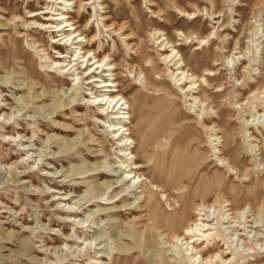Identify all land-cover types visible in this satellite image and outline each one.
<instances>
[{
  "label": "rangeland",
  "instance_id": "rangeland-1",
  "mask_svg": "<svg viewBox=\"0 0 264 264\" xmlns=\"http://www.w3.org/2000/svg\"><path fill=\"white\" fill-rule=\"evenodd\" d=\"M103 3L106 9H99L97 14L107 11L105 15L112 17L109 23L131 25L125 28L124 35L112 36L100 21L101 33L93 48L109 52L112 46H118L115 62L120 64L121 90L130 106L132 136L138 143L132 144L135 155L132 161L144 166L141 171L147 178L143 181L147 187L143 190L140 182L137 185L123 179L127 169L120 167L124 157L118 152L116 137L103 123L94 122L90 110L78 109V113H86L85 120L69 107H65L68 108L65 113L60 112L64 108H58L59 104L75 91L71 77L59 70L60 64L47 65L51 59L68 61L69 58H57L56 52H69L70 56L74 46L48 49L50 55L45 57L33 39L47 47L56 34L39 30L38 24L29 26L21 20L10 21L18 15L30 19L29 11H40V5L34 0H0V61L6 64V67L0 65V79L9 80L5 98L18 105L12 109V118L0 117V264H94L90 257H99L98 251L105 255L101 264H118L115 259L109 262L107 255L123 256V250L128 247L145 264H160L161 258L165 263L183 264L181 258L173 259V248L163 245L154 230L146 237L147 245L142 246L141 224L137 222L141 214L139 206L144 204V196L138 199L140 191L145 196L152 192L162 202L165 190L181 196L183 202L196 191L195 199L212 200L221 194L235 206L264 204V167L259 165L261 159L264 161V153L259 155L258 148L248 150L249 142L244 140V127L238 119L240 109L234 108L237 102L248 101L254 89L264 90V41L250 45L244 59L236 58L235 69H230L233 62L224 60L232 51L246 52L249 41L264 34V0H103ZM176 7L197 14L199 9L206 8L213 13L220 12L221 16L212 20L199 14L195 19H187L175 11ZM80 14L84 17L81 21L84 26L89 16L95 14L94 6L86 5ZM42 17L39 15L36 19L41 21ZM94 19L90 23V35L98 30L99 22ZM130 28L136 35L125 39ZM156 29L178 44L176 48L190 71L199 76L207 69L217 72L216 76L208 77L210 87L201 85L196 94L208 102L207 114L202 120L189 112L183 96L168 77L159 42L150 36ZM177 31L189 39L177 35ZM210 31L216 32L215 38L201 46L199 39ZM126 42L139 46L144 43L154 60L155 65L145 72L151 79L149 91L135 85L139 72L133 77L124 67L125 61L140 67L146 65L138 54L131 53ZM255 48L261 59L256 65L250 62L253 69L249 71L250 78L242 73L240 62L248 65L253 61ZM81 66L77 103L92 97L87 94L85 83L95 66L91 70H84L86 63ZM10 68L15 70L12 75L8 72ZM158 74L162 80L152 82ZM54 75L64 81L53 79ZM242 80H246V86L239 84ZM30 81L34 89H30ZM220 87L222 90L216 91ZM32 95L38 98L32 101ZM247 106L243 115L250 112V104ZM257 109L264 111L259 106ZM47 112L53 113L47 116ZM161 124V132L156 131ZM203 124L216 125L219 129L222 141L219 148L236 173L218 165L208 138L211 132ZM17 131L27 136L21 137ZM32 131L35 135L29 140ZM250 131L256 137L250 143L262 145L260 132L253 128ZM161 137L165 138V155L155 145ZM146 142L147 152L143 153L142 144ZM178 187L182 189L175 194ZM64 193L72 199L61 201ZM81 198L84 200L78 203ZM68 208L77 210L71 218L64 212ZM163 209H168L166 203ZM262 220L264 223V214ZM262 223H257L260 232H264ZM256 243L252 245L251 255L246 257L251 263L259 256L264 259V235L260 244ZM239 263L245 264V261Z\"/></svg>",
  "mask_w": 264,
  "mask_h": 264
},
{
  "label": "bare ground",
  "instance_id": "bare-ground-1",
  "mask_svg": "<svg viewBox=\"0 0 264 264\" xmlns=\"http://www.w3.org/2000/svg\"><path fill=\"white\" fill-rule=\"evenodd\" d=\"M34 1H36V4L40 5V11H29L30 16L28 18L30 19L18 15L10 18V21L15 22V20H21L22 24L29 26L31 24H38L41 28L39 30H45L46 32H49L50 35L56 34L51 37L52 43L48 44L47 47H45L46 45L38 39H33L34 45H37V48H41V51L45 52V54L43 53L44 56L50 55L48 49L60 50L63 46L66 47V49L71 48L72 46L75 48L70 56L68 55L69 52L66 54L61 51L56 52L59 55L57 58H69L68 61H56L51 59L50 63L47 65L50 67L54 62H56L57 65L60 64L59 70L71 77L70 82H72V87L75 91V93H72L67 97V101L59 104L58 108H64L60 112L65 113L63 111L68 109H65V107H69L72 113H78V109L82 108L90 110L91 117L94 119V122H98L100 124L103 123L104 126L112 132L113 137H116L118 152L121 157H124V161L121 162L122 164L120 167L121 169H127V171L124 172L125 175L123 179H127L130 183L132 180V183H136L137 185L140 182V187L145 190L147 186L145 183L143 184V181H146L147 178L141 171V168L144 166L137 161H132L133 158H135L132 150L134 146H132V144L138 143L132 136L131 125L133 124V121L132 116L128 111L130 110V106L124 97L123 91L121 90V79L123 76L121 75V72H119L120 64L115 62L118 46H112L113 49L109 52L104 50H101V52L100 50L93 48L95 39L101 33L99 26L101 23L100 21H102V27L105 31L109 35L113 34L112 36L124 35L123 32L125 31V28H129L131 25L127 22L118 24L115 21H112L109 23L112 20V17L105 15L107 11L97 14L99 9H106L103 0H99L98 2H95V0ZM86 5H93L95 14L90 15L88 22L82 26L81 21L84 17L80 14V10ZM69 6L70 9H67ZM175 11L187 19H195L199 14H205L207 15V18H211L212 20L221 16L220 12L213 13L208 11L206 8L204 10L199 9V14L195 11L188 12L179 7H176ZM71 13H75L76 16H73ZM39 15H43L41 21L36 19ZM56 16L57 18H54ZM93 18L99 22L98 30L94 34L90 35V23L93 21ZM128 31L129 33L126 34L124 38H134L136 35L135 32L131 28ZM176 34L189 39V37L181 31H177ZM150 36L159 42V51L162 52L160 56L167 66L168 77L172 80L179 93L183 96L189 112L196 115L199 120H202L204 115L207 114L206 108L208 106V102L206 98L200 97L196 94L199 93L201 85L210 87L208 77L216 76L217 72L215 69H207L200 76L193 73L187 68L179 51L177 50V43L171 42L164 36L163 32L157 29L150 32ZM215 36L216 32L210 31L206 36L199 39L200 45L202 46L207 44L210 40L214 39ZM12 40L14 41L16 39L13 37ZM259 40L260 42L264 41V34H258L255 40L249 41L250 44L246 48V52L240 51L237 53L232 51L224 58L225 61L229 60L233 62V65L230 67L231 70L236 68L235 59L237 58L239 61L241 58L244 59L245 54H248L250 51V45L253 47V44ZM59 41L60 43H58ZM126 46L131 50L132 54H138L139 57L146 63L144 67H140L137 63L125 61L124 67L126 68V71L131 73L133 77H135L137 72H139L135 85L144 91H149L151 79L147 77L145 72H148L150 67L155 65L149 50L144 43L139 46L134 43L126 42ZM253 55V61L248 60V65H244L240 62L242 66V73H247L249 77L251 76V72L249 71H253L251 66L252 63L250 62H253L256 65V63L261 59L259 52H257V48L254 49ZM47 58L50 59L51 56H48ZM132 60H134V58H132ZM83 63H86L84 70H91L92 66H95L94 71L89 73V77L86 78L87 83H85V87H87L85 89L88 92L87 94L92 95V97H90V100L88 99L83 103H77L79 97L76 91L81 86L82 79L79 75L82 74L80 72V66ZM0 65L6 67L5 62L0 61ZM214 65L217 66V64ZM14 71L15 70L13 68H10L8 72L12 75L15 73ZM107 76H111L110 79H106ZM250 78L248 79L250 80ZM53 79L61 82L64 81L63 78L57 75H54ZM158 80H162L159 74L154 79L152 78V82L154 83H159ZM8 81H2L0 79V95L2 96L0 99V117L7 115L12 118V109L16 106L18 107V105H13L5 98L7 96L5 94V88H7L8 83H10ZM238 81L239 79H237V82ZM52 82L53 80H50V83ZM239 84L246 86V80H242ZM30 89H34V83L32 81H30ZM259 89L260 88H256V90L254 89L253 92H250L248 101L237 102L236 105H233L236 106L234 108H237V110L240 109L238 119L244 127L242 131L244 140H246L247 143L249 142L247 144L248 150L251 152L258 148L257 150L260 151L259 155H261L264 153V111H259L257 106L264 109V90L261 91ZM221 90L222 88L220 87L216 91ZM157 91L158 90H155V92ZM34 98L37 99L38 96L32 95V101ZM19 99L16 98V101ZM247 104H250L251 109L250 112H248L249 114H244V116V107H246ZM7 108H10V111H5ZM52 113L53 112H47V116H50ZM78 116H81L82 119L85 120L86 113H78ZM203 126L206 130L211 132L208 138L213 155L218 161V165L231 170V173H236L234 167H232L226 157L223 156L221 149L219 148V144L222 142L221 136L218 135V133H220L219 129L216 125L207 126L203 124ZM251 128L260 132L263 142L262 145H254V143H250L255 142L256 139L253 131H250ZM161 129H163V125L157 126L155 130L161 132ZM17 133L19 136L24 138L27 136L26 134H21L18 131ZM31 133L32 134L29 137V140L35 135L34 131ZM23 144L24 143H22V145ZM155 145L157 146L156 148H160L162 150V154L165 155V138L161 137L160 143H155ZM147 147V142L142 144L143 153L147 152ZM28 152L29 150L26 151V153ZM259 165L264 167V161H262V159ZM148 182L150 185H153V187H156L150 180H148ZM181 189L182 188L180 187L175 188V194H179L180 192L178 191ZM140 192L141 194L138 196V199L144 196V204L139 206L141 214L137 218V222L141 224V236L144 240L142 246L147 245L146 237L148 235L151 236L152 231L154 230L161 238L163 245H168L173 248V259L181 258V262H184L183 264H241L239 263L241 260L242 262L245 261V264H264V259L260 256L255 259L253 263L248 260L246 261V257L251 255L254 249L252 247V245H254L253 243L257 242L256 244H258L259 242L260 244L263 239L264 232L257 230V228H259L257 223L263 222L264 204H261L259 207H253L249 204L246 206H235L228 199H224L221 194H216L212 200L207 198L195 199L196 191H194L190 196H186L185 201L183 202L181 196H174L172 192L167 193L165 190L162 193L164 196V200L162 202L154 197L155 194L152 192H150L147 196H145L144 192ZM64 195L65 197H63L61 201H69L72 199V196H68L70 194L64 193ZM83 200L84 199L81 198L78 203ZM165 203L168 206L166 211L163 209ZM80 207H78L77 210ZM77 210L74 208H68L64 212L68 214V218H71ZM167 211L169 213H167ZM251 217L252 219L250 220ZM86 221H89L88 218ZM91 222L93 221H90V223ZM261 226L263 227L264 223H262ZM44 246H47V244ZM123 251V256L111 257L110 255H107L109 262H111L112 259H115V262H118V264H145L142 260H137L134 253L129 252L130 247H128V249H124ZM139 253L141 254V251ZM97 254L99 257H90V260L93 261L92 263L94 264H101L105 255L101 254V251H98ZM236 257H239V259L236 260ZM98 260L99 262H96ZM160 261V264H176L173 261L171 263H165L163 258H161Z\"/></svg>",
  "mask_w": 264,
  "mask_h": 264
}]
</instances>
